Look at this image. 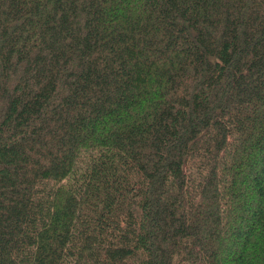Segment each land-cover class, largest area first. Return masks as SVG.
I'll return each mask as SVG.
<instances>
[{"label": "trees", "instance_id": "16d2710c", "mask_svg": "<svg viewBox=\"0 0 264 264\" xmlns=\"http://www.w3.org/2000/svg\"><path fill=\"white\" fill-rule=\"evenodd\" d=\"M0 264H264V0H0Z\"/></svg>", "mask_w": 264, "mask_h": 264}]
</instances>
